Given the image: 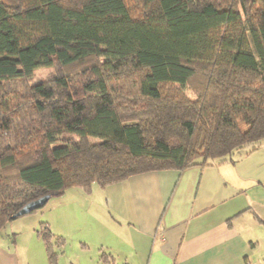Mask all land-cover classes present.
Here are the masks:
<instances>
[{
	"label": "trees",
	"instance_id": "16d2710c",
	"mask_svg": "<svg viewBox=\"0 0 264 264\" xmlns=\"http://www.w3.org/2000/svg\"><path fill=\"white\" fill-rule=\"evenodd\" d=\"M262 143L264 0H0L2 236L44 195ZM35 233L56 264L63 239Z\"/></svg>",
	"mask_w": 264,
	"mask_h": 264
},
{
	"label": "crops",
	"instance_id": "0c3cea01",
	"mask_svg": "<svg viewBox=\"0 0 264 264\" xmlns=\"http://www.w3.org/2000/svg\"><path fill=\"white\" fill-rule=\"evenodd\" d=\"M104 188L122 219L119 229L101 231L111 264H264V143L233 161L150 171ZM30 226L15 232L34 242ZM7 235L0 264H32L27 244Z\"/></svg>",
	"mask_w": 264,
	"mask_h": 264
},
{
	"label": "rangeland",
	"instance_id": "374dc122",
	"mask_svg": "<svg viewBox=\"0 0 264 264\" xmlns=\"http://www.w3.org/2000/svg\"><path fill=\"white\" fill-rule=\"evenodd\" d=\"M48 72L49 69L37 71L38 79L44 78ZM184 93L194 99L188 88L184 89ZM239 127L243 131L246 129L244 124ZM105 191L106 188L95 183L89 190L82 187L67 189L61 195L50 197L42 208L8 222L5 231L14 234L17 243L22 240L23 244H27L32 264H48L44 243L36 236L32 242L28 235L15 231L22 225L35 226L36 230L40 222L48 223L50 230L63 239L59 248L54 246L59 252L56 264H101L99 255L103 248L100 241L106 238V233H103L106 225L119 229L115 223L122 220L111 202L106 203ZM9 243L12 244L10 239Z\"/></svg>",
	"mask_w": 264,
	"mask_h": 264
},
{
	"label": "water",
	"instance_id": "95a60500",
	"mask_svg": "<svg viewBox=\"0 0 264 264\" xmlns=\"http://www.w3.org/2000/svg\"><path fill=\"white\" fill-rule=\"evenodd\" d=\"M49 198V195H44L33 201L28 202L21 209H19V211L16 213V216H23L25 214H29L33 210L42 208L47 203Z\"/></svg>",
	"mask_w": 264,
	"mask_h": 264
}]
</instances>
